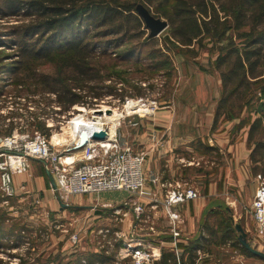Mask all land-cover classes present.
<instances>
[{
	"label": "rangeland",
	"instance_id": "374dc122",
	"mask_svg": "<svg viewBox=\"0 0 264 264\" xmlns=\"http://www.w3.org/2000/svg\"><path fill=\"white\" fill-rule=\"evenodd\" d=\"M131 2L136 4V11L143 19L144 33L116 48L96 42L90 58L95 77L81 91L82 94L87 92L83 97L87 102L77 101L72 105L58 102L56 95L45 91L48 88L41 82L54 77V62H35L28 69L19 66L21 55L9 31L20 20L0 17V137L17 128L31 137L36 132L44 134L52 149L74 151V137L67 132L68 140L57 145L52 142L54 133L68 130L69 121L79 106H84L88 114L91 109L108 106L109 110L121 113L120 117L116 116L118 124L114 130L118 142L145 154L142 171L146 188L156 186L164 196L169 184L178 182L195 188L199 197H204L206 205L201 219L196 222V226L201 225V232L192 240L200 236L202 241L229 242L246 255L234 225L242 223L245 217L253 221L250 208L253 196L248 184L251 182L250 186L254 184L257 188L254 178L261 175L262 166L253 170L249 153L246 187L243 142L249 151L255 142L264 144V109L259 108L264 99L260 83L238 87L239 94L232 96L229 104L221 106L222 111H230L236 117L227 119L222 114L214 121L223 81L215 68L217 52L212 42L207 38L202 47L180 48L167 40L169 23L155 8L164 6L165 0H153L150 9L143 0ZM144 10L166 24L156 35H150L151 28L142 16ZM146 35L152 38L147 43L143 40ZM96 39L104 40L97 35L91 37V41ZM132 45H136V55L115 58L116 53ZM57 60L64 62V59ZM64 72L63 75L70 78L78 76L70 67ZM89 87L93 92L102 91L100 98H92ZM233 87V84L228 86ZM242 93L247 94L243 99ZM130 99L140 101L147 110L129 111L126 103ZM258 117L263 128L255 130L249 141V126ZM183 134L191 136L185 144L175 139ZM7 154V150L0 148V161ZM46 171L44 159L29 158L26 171L12 176L13 193L7 195L0 190V264H134L130 258L123 259L120 246L129 242L149 248L147 241L155 234L151 230L154 225L149 221L148 204L140 219L130 212L133 203L139 201L134 193L74 195L62 207ZM35 175L43 178L42 188L38 187ZM153 178L157 180L152 181ZM30 179L33 188L23 185ZM118 192L125 194L122 200L110 199ZM179 213L180 219L174 223L176 230L183 222ZM165 217L172 235L176 236L172 222ZM161 219L164 222L160 220L156 226L165 228L166 222ZM223 221L231 230L225 231ZM251 245L257 248L254 243ZM212 249L207 246L196 250L195 260L200 258L198 262L211 264L214 259L203 253H211ZM186 262L191 263L190 255L186 256Z\"/></svg>",
	"mask_w": 264,
	"mask_h": 264
},
{
	"label": "trees",
	"instance_id": "16d2710c",
	"mask_svg": "<svg viewBox=\"0 0 264 264\" xmlns=\"http://www.w3.org/2000/svg\"><path fill=\"white\" fill-rule=\"evenodd\" d=\"M215 1L165 0L164 6L155 7L169 23L168 41L188 50L196 45L204 46L207 38L212 42L217 52L215 68L223 81L214 121L222 114L227 119L236 117L230 111H222L221 106H226L232 96L239 94L238 87L260 83L264 99V0H217L216 5ZM143 2L150 9L153 0ZM0 17L20 20L9 31L21 55L20 67L28 69L35 62H54V77L44 78L41 82L48 88L45 91L54 93L58 102L68 105L77 101L87 102L83 101L87 92L82 94L81 91L95 77L90 58L96 42L116 48L132 38H140L144 33L143 19L131 0H0ZM95 35L104 40L91 41ZM143 40L147 43L152 38L146 35ZM135 46L116 53L115 58L133 57L137 54ZM56 58L64 59V62ZM68 67L78 76L70 78L63 75ZM49 81L53 84L50 85ZM232 84L234 87L229 89ZM91 89L89 87L92 98H100L102 91L93 92ZM245 96L247 94L240 95L242 99ZM259 108L264 109V102ZM260 122L258 117L250 124L249 141L255 130L263 128ZM250 159L252 169H258L261 164L260 173L264 175L263 143H254ZM225 226L227 231L229 226L226 223ZM200 239L197 237L191 244L195 246Z\"/></svg>",
	"mask_w": 264,
	"mask_h": 264
},
{
	"label": "built area",
	"instance_id": "2783aa9c",
	"mask_svg": "<svg viewBox=\"0 0 264 264\" xmlns=\"http://www.w3.org/2000/svg\"><path fill=\"white\" fill-rule=\"evenodd\" d=\"M80 108L85 107L79 106L77 114ZM102 128L108 133L105 139L95 140L89 136L88 141L79 147L80 153L66 161H62L60 157L72 151L66 153V150L60 151L55 147L52 149L44 134L36 132V135L31 137L13 128L9 134L0 137V148L8 152L0 161V190L7 195L12 194L13 174L26 171L29 158L35 157L46 161V169L54 180V191L60 202L68 204L70 197L74 195L126 191L132 195L134 193L138 198L139 201L133 203L132 211L134 216L140 219L144 215L146 205L156 200L145 185L142 171L145 154L134 151L129 145L120 144L115 137V131L110 127ZM77 143L74 142L75 147ZM257 179L258 186L250 208L256 234L264 236V175L259 174ZM155 180L157 179L153 178L152 181ZM198 197V191L188 184H169L161 204L164 214L170 219L175 230L174 223L180 219L178 207ZM153 203L149 206L150 209L156 208ZM119 252L123 259L130 258L134 264H153L160 256L151 247L147 248L143 244L131 245L129 242H124Z\"/></svg>",
	"mask_w": 264,
	"mask_h": 264
},
{
	"label": "crops",
	"instance_id": "0c3cea01",
	"mask_svg": "<svg viewBox=\"0 0 264 264\" xmlns=\"http://www.w3.org/2000/svg\"><path fill=\"white\" fill-rule=\"evenodd\" d=\"M180 138L176 140H181L180 143H187L191 140V136L188 134L179 135ZM185 137V138H184ZM242 150V149H241ZM250 151L247 150L245 141L243 142V158L245 160V163L243 164V183L246 184V187L249 185L248 189L250 191V194L253 196L254 190V184L253 187H251L250 183L247 185V179H248V157H249ZM154 177V176H153ZM35 181L38 184V187L42 188L43 185V178H41L38 175H35ZM255 183H258V179L254 178ZM19 182V181H18ZM32 179L29 180V183H23V185L26 187H32ZM17 185L19 183H16ZM29 185V186H28ZM52 187V186H51ZM245 187V186H244ZM257 187V185H256ZM156 186L153 188H147L151 192H153L154 199H156L153 202L148 203V207L153 203L156 204L155 209L148 208L149 214V221L151 224L154 225V229L151 228V230L154 231L155 234H153V237L148 238V247H151L157 252L160 256L157 257L154 260V264H187L186 262V256L190 255L191 263L190 264H203L201 262H198L199 259H196V250L199 249H205L207 246H211L213 249L211 250V253L204 252L203 255L206 257H209L210 259H214V262L211 264H264V259H261L255 255L249 254H242L237 250L235 246H231L229 242H214V240H207L202 241L200 239L199 243L195 246L192 245L193 243V236L196 234H200L201 232V225L198 227L196 226V222L201 219L203 210L205 208V199L204 197H199L196 199L188 200L184 203H182L178 210L181 212L183 216V222L179 224V227L176 230V236H173L169 227H168V221L165 219V215L162 210V204L161 201L163 199V192L160 190L155 189ZM155 190V191H154ZM116 192V191H113ZM119 193V192H118ZM113 195V194H112ZM124 193H119L117 196L113 195L110 196V199H120L122 200L124 198ZM122 197V199H121ZM119 200V201H120ZM115 200L114 202H119ZM108 202H111L108 201ZM147 202V201H146ZM124 206V205H123ZM160 207V210L158 209ZM130 212L133 214L132 209H130ZM127 214V213H126ZM134 216V215H133ZM161 218H164L167 225L165 228L156 226ZM152 219V220H151ZM162 222H164L162 220ZM243 227V230L246 233L247 241L251 245L254 243V246L259 248V250L264 251V236H258L256 234L255 230V224L253 221L246 219L240 223ZM200 237V236H199ZM210 244V245H208ZM252 246V245H251ZM192 248V249H191ZM244 248V247H243ZM191 249V250H189ZM203 262V261H202Z\"/></svg>",
	"mask_w": 264,
	"mask_h": 264
},
{
	"label": "bare ground",
	"instance_id": "6f19581e",
	"mask_svg": "<svg viewBox=\"0 0 264 264\" xmlns=\"http://www.w3.org/2000/svg\"><path fill=\"white\" fill-rule=\"evenodd\" d=\"M126 108L130 111L133 109L140 110L141 112L146 111L147 109L140 103V101L135 99H130L126 103ZM79 113L71 118L69 121L68 130L63 131L62 133H54L52 136L53 143L65 142L66 133L75 138L74 142H78L80 137L85 134L89 135L92 130L100 129V127L108 126L113 131L116 129L118 122L116 121V116L120 117L121 113L116 112L115 110H109L108 106H103L98 110L91 109L90 114H88L87 109L80 108ZM123 115V114H122ZM71 141V140H70ZM78 145V143H77ZM74 148H76L74 146ZM70 152V154L62 155L60 158L62 161H66L71 157H75L80 153V148ZM72 149V148H71Z\"/></svg>",
	"mask_w": 264,
	"mask_h": 264
},
{
	"label": "water",
	"instance_id": "95a60500",
	"mask_svg": "<svg viewBox=\"0 0 264 264\" xmlns=\"http://www.w3.org/2000/svg\"><path fill=\"white\" fill-rule=\"evenodd\" d=\"M142 16L144 17L147 25L151 28V32H150L151 36L159 33L166 26L165 23H163L159 19L153 17L147 10H144L142 12ZM89 136H90V139L102 140L108 136V133H107V130L105 128H101L99 130H92L89 135L83 134L80 137V139L78 141V145H76V148L81 147L83 144H85L88 141ZM46 174H47V177L50 181L52 188L54 189L55 184H54V180H53L51 174L49 173V171H46ZM60 204L62 207H64L66 205L63 202H60ZM235 229L238 232V241H239L240 245L242 247H244L252 255H255L261 259H264V251L259 250L257 248H254L253 246H251L249 244V242L247 241L246 233L243 230V227L241 226L240 223H235Z\"/></svg>",
	"mask_w": 264,
	"mask_h": 264
}]
</instances>
